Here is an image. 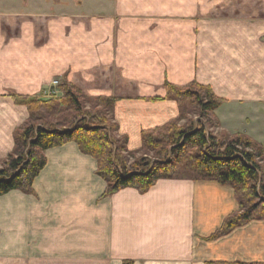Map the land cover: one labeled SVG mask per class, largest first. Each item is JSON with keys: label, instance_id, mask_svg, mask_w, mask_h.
<instances>
[{"label": "crops", "instance_id": "crops-1", "mask_svg": "<svg viewBox=\"0 0 264 264\" xmlns=\"http://www.w3.org/2000/svg\"><path fill=\"white\" fill-rule=\"evenodd\" d=\"M48 6L0 12L1 160L29 116L16 99L46 98L65 79L87 97L116 101L113 119L131 152L143 132L179 117L166 86L193 83L223 101L217 111L233 109L218 117V132L244 134L264 150V0ZM226 119L248 128L236 131ZM45 155L31 194L0 197V264H264V221L208 240L239 211L232 187L160 180L145 194L106 197L97 161L76 143Z\"/></svg>", "mask_w": 264, "mask_h": 264}, {"label": "trees", "instance_id": "trees-1", "mask_svg": "<svg viewBox=\"0 0 264 264\" xmlns=\"http://www.w3.org/2000/svg\"><path fill=\"white\" fill-rule=\"evenodd\" d=\"M166 87L167 99L178 103L180 115L164 127L143 132L137 152L129 151L127 137L117 136L114 99L87 97L66 79L58 87L59 98L16 99L28 108L29 117L14 132L12 153L0 160V197L13 191L31 194L46 167L45 153L76 143L97 161V174L107 184L106 197L125 189L145 194L160 180L212 181L232 187L239 212L229 216L209 241L252 221H264L263 147L244 134L212 132L220 127L215 112L223 101L210 87L198 83ZM137 154L144 156L138 159Z\"/></svg>", "mask_w": 264, "mask_h": 264}, {"label": "rangeland", "instance_id": "rangeland-1", "mask_svg": "<svg viewBox=\"0 0 264 264\" xmlns=\"http://www.w3.org/2000/svg\"><path fill=\"white\" fill-rule=\"evenodd\" d=\"M56 0H0V12H6V11H12V10H18V9H21V8H25L28 6V9L29 11H43V10H47V9H51L48 4L52 3L54 4ZM85 4V6L87 4H92L95 2V0H82ZM78 3V2H77ZM76 3V4H77ZM72 4V3H71ZM69 3V5H71ZM78 5V4H77ZM72 7V6H71ZM67 8L68 10L67 11H71L72 8ZM55 9V7H54ZM57 82L58 85H54V83L52 84L53 85V88H56L53 93L55 94H48V97L46 98H40V99H43V100H49L51 99V97L53 96H57V98H59L60 96H62V93L59 91L58 87L60 86V84H62L61 82L59 81H55ZM49 95H51L49 97ZM88 108H90V105H87ZM233 111V109L231 107H224L223 109H221V111H217V113L215 112V115L217 117V119H219L218 117L220 116V118L222 117H229V115L231 114V112ZM219 112V113H218ZM29 117V116H28ZM27 121V120H26ZM226 122L227 124L232 128V129H235L236 131H244V129L247 127V121L245 119L243 120H239V121H233L231 119H226ZM220 128V127H219ZM248 128V127H247ZM218 128L214 129L212 132L216 135H230L226 132H223V131H217ZM217 131V132H216ZM236 135V134H235ZM117 136L122 138V136H119L118 133H117ZM234 136V135H232ZM139 151V150H138ZM137 152V151H136ZM11 154V153H10ZM9 154V155H10ZM8 155V156H9ZM144 155L143 154H137V157L136 158H142ZM6 159V158H5ZM3 159V160H5ZM1 160V159H0ZM130 163H134V159L131 158V161ZM98 170V169H97ZM107 185V184H106ZM107 190V189H106ZM106 194V193H105ZM239 212V211H238Z\"/></svg>", "mask_w": 264, "mask_h": 264}, {"label": "built area", "instance_id": "built-area-1", "mask_svg": "<svg viewBox=\"0 0 264 264\" xmlns=\"http://www.w3.org/2000/svg\"><path fill=\"white\" fill-rule=\"evenodd\" d=\"M54 85H58L57 82H54ZM55 94V93H54Z\"/></svg>", "mask_w": 264, "mask_h": 264}]
</instances>
